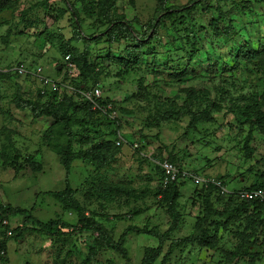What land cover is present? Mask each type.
Here are the masks:
<instances>
[{
  "label": "rangeland",
  "instance_id": "rangeland-1",
  "mask_svg": "<svg viewBox=\"0 0 264 264\" xmlns=\"http://www.w3.org/2000/svg\"><path fill=\"white\" fill-rule=\"evenodd\" d=\"M73 4L85 16L79 39L67 11ZM0 7V222L13 231L7 238L0 228V249L22 262L45 254L48 264H147L159 247L152 264H264L263 214L226 216L238 205L194 180L178 183L174 201L159 167L170 160L222 179L229 192L264 187V0H0ZM86 51V65L80 59L73 74L65 71L66 56L76 61ZM39 73L65 85L54 100L39 94ZM96 83L113 104L107 120L76 111L74 91ZM27 101L59 114L71 109L72 152L82 158L70 171L55 151L68 143L56 134L65 126L35 117ZM93 147L105 158L84 159ZM69 187L101 231H82L50 195ZM170 209L180 215L176 226ZM57 219L71 228L43 236L39 222ZM128 229L120 251L111 248L108 239L119 244ZM191 237L203 245H188Z\"/></svg>",
  "mask_w": 264,
  "mask_h": 264
},
{
  "label": "trees",
  "instance_id": "trees-1",
  "mask_svg": "<svg viewBox=\"0 0 264 264\" xmlns=\"http://www.w3.org/2000/svg\"><path fill=\"white\" fill-rule=\"evenodd\" d=\"M108 0H102V2H107ZM198 3L201 2L202 3V0H197ZM207 1V0H205ZM219 2H223V1H228V0H217ZM206 5L211 6V4L209 2H206L205 3ZM68 8V12H70L69 14H71V16L73 17L72 18V25H74V28H75V32H76V39H79L81 33H80V30H79V27L82 28V25L84 22H85V16L81 15L82 12L79 11L77 8H76V4H73L71 6H67ZM210 11H211V7H209ZM214 9V8H213ZM5 10V8H2L0 7V14H3V11ZM65 12V11H64ZM220 12V11H219ZM243 10H240V13H242ZM174 16V15H173ZM173 16H171L170 20L171 21H175L176 22V18L172 19ZM223 18H224V15H222ZM112 17L111 16H106L104 15V21H109L110 18ZM112 19V18H111ZM186 22V21H184ZM216 19L215 18H212L211 20V23L214 24V28L215 30H217L218 32H220V30L218 29V27L215 25L216 24ZM110 23V21L108 22ZM183 22L180 21V24H182ZM155 28V27H154ZM194 26L193 24L190 25V34L194 31ZM151 52V51H150ZM87 54V51L85 52ZM246 52H244V50L241 51V54H245ZM89 54V53H88ZM88 54L87 56H77L76 57V61L73 59H71V61H73L75 67H77V63L80 61V59H84L85 58V61H84V64L86 65L88 62H87V57H88ZM71 56V55H70ZM131 56H137V54H132L131 53ZM260 55H258L259 57ZM77 69V68H76ZM25 69L23 67H19V69L17 70V74L20 76L22 75V72L20 71H24ZM43 73H39L38 74V77H36L37 81L39 82V87H41V89H43V91L39 92V94L43 95V96H46L48 95V91L52 94V100H54L56 98V96L58 95L56 92L52 91L51 88H49V90H47L48 88L46 86H43V81H42V77H43ZM178 75L176 74V77ZM100 85V83H96L95 85H93L91 88L93 87H96ZM101 86V85H100ZM91 88H88V89H91ZM102 88V86H101ZM51 90V91H50ZM41 97V96H40ZM54 98V99H53ZM71 102V105L73 106V104H76L74 103L75 100H69ZM103 101L105 102H110V100H106L104 99ZM60 102V100L58 101ZM80 102V101H79ZM27 106H28V109L34 113L37 117H47V118H52L54 119V121L58 124V123H62L65 127H61L59 126V129L57 131H59V133H56V134H62L64 133L67 137H68V143L66 145H57L56 148H55V151L58 153V155L61 157V163H62V166L67 170V171H70L71 168H72V163L77 160L78 158H82L78 155H76L75 152H72L73 151V143L77 137L76 133L72 132V125H70V119H69V113H71V109H67L65 111V113L63 112L62 114H59L57 113L55 110H53L51 108L52 105H49V106H39L38 104L34 103L33 101H27L26 102ZM50 104V103H49ZM61 104V103H59ZM79 105V104H76V106ZM80 107L81 109H76V111H79L81 110L83 114V118L85 119L86 117L88 116H92L94 117L95 114H89L88 110L90 111L89 109V106H87V104L84 102H80ZM78 108V107H76ZM92 113V112H91ZM99 114V113H98ZM104 119H109L108 117H106L105 115H101ZM110 143L108 141H105V142H102L101 145L106 148V149H109L110 146H108ZM91 158L93 160H100V157H104L101 153V151L98 150V148L96 147H93L91 152L89 153H85L83 158ZM105 158V157H104ZM164 161V160H163ZM169 162H171L172 164H174L177 168V164L170 161V160H167ZM162 162V161H161ZM161 169V168H160ZM179 169V168H178ZM181 170V169H179ZM182 171V170H181ZM161 178L163 177V172H162V169H161ZM196 177H199V179L201 180H206L204 178H202L200 175H197L195 173H193ZM162 180V179H161ZM190 181V180H194L193 178H188L186 180H183V181ZM222 181V179H220ZM195 181V180H194ZM209 181H212V180H209ZM196 183H199L197 181H195ZM225 186L226 184L224 183V181L222 182ZM201 184V183H200ZM161 185V184H160ZM201 185H206V184H201ZM177 186H178V183H172L170 186H168L167 188L163 189V191H169L171 190L172 193H173V197H172V200H177L178 197H179V191L177 189ZM210 187L211 189H213V191L217 192V194L222 197V196H228L227 198H229L231 201H233L237 206L238 209H236L235 211H228L229 213L226 214L227 215H231L233 216V212L234 214H243L244 212H247L249 211V208H252V210L256 213H260V214H263L264 215V205L260 204L259 202H241L239 201L235 195H223L221 193V188L220 187H217L215 186L213 183L209 182V184L207 185V188ZM227 187V186H226ZM264 189L263 186H258V185H252L251 187H248V188H241V189H238V190H235L233 191V193L235 194L237 191L239 190H242V189ZM51 196H53L55 198V201H57L60 205H61V208L63 209L64 212H71L72 214L74 213L76 215V217L78 218V221L80 222V229L82 231H90V230H93V229H98V230H102L101 226L99 225V223H97L95 220L93 219H90L87 217L84 209L82 208V206L80 205L79 203V200L75 198L74 196V190L69 187L65 192L63 193H56V192H51L50 194ZM222 195V196H221ZM224 198V197H222ZM173 202V201H172ZM170 215L172 216V218L174 219V223H175V226H176V223L179 222L180 220V215L179 213H177L174 209H170ZM4 217V216H3ZM5 218V217H4ZM210 217H205L203 220H204V223L207 221V219H209ZM61 219V218H60ZM60 219H57V220H54V221H51L50 223H44V222H39L40 225H39V230L40 233L43 235V236H49V237H53V235L55 234H60L62 235L63 234V231L62 229H67V228H71V226L69 224H65L64 221H61ZM3 220V219H2ZM199 222V221H198ZM2 221L0 222V228L4 229L3 225H1ZM133 232V229H128L125 231L124 235L121 237L120 239V242L119 244H116L113 240L111 239H108V244L111 248H113L114 250L116 251H120V246H122L125 242V238L131 234ZM12 236H13V231H12ZM11 236V237H12ZM8 238V237H7ZM203 239H198L197 237H191L188 241V245H191L192 243H197L199 244L200 246L203 245ZM211 242L210 241H206L205 242V246H208L210 247L211 246ZM4 248L0 249L2 250L0 252V263L2 264H8L9 262V258H8V252H7V246H3ZM212 247V246H211ZM4 252L5 255H2L1 253ZM162 252V248L159 247L156 251H154L152 257H148V259L145 260V262L147 264H152L153 261H155L156 259L159 258L160 254Z\"/></svg>",
  "mask_w": 264,
  "mask_h": 264
},
{
  "label": "built area",
  "instance_id": "built-area-1",
  "mask_svg": "<svg viewBox=\"0 0 264 264\" xmlns=\"http://www.w3.org/2000/svg\"><path fill=\"white\" fill-rule=\"evenodd\" d=\"M66 65L68 67V70L71 72L73 69V64L71 62L70 56L67 57ZM42 81L43 86L51 88L52 91L59 93V95L61 94L63 87H65V85L61 81H54L48 78H43ZM73 95H75V97H77L80 102H85L87 106H89L90 112L102 113L103 115L112 118L111 113L113 114V104L111 102L103 101V91L99 85L91 89H80L78 91H74ZM159 167L162 169L163 172V177L161 178L162 180L160 183L163 189L167 188L172 183H179L188 178H193L195 181L201 184L208 185L209 182H211L215 186L221 188V193L223 195H235V197L241 202H259L260 204L264 205V189H242L234 194L233 191L229 192L227 190L228 188L222 183L223 181L201 180L199 179V177H196L193 173L179 170L174 164L167 160L160 162ZM4 225H7V222H4ZM11 235L12 232L9 231L8 236ZM1 254L5 255L4 252H2Z\"/></svg>",
  "mask_w": 264,
  "mask_h": 264
},
{
  "label": "crops",
  "instance_id": "crops-1",
  "mask_svg": "<svg viewBox=\"0 0 264 264\" xmlns=\"http://www.w3.org/2000/svg\"><path fill=\"white\" fill-rule=\"evenodd\" d=\"M15 253L16 255H13ZM23 253L25 254V256L27 255L26 252H23ZM38 256H40V259L36 260L34 259L35 255H28V258L27 256L26 258L29 260V262L26 260L22 262L21 261L22 259L19 257V254L12 249L11 251L9 250V255H8L9 261L8 262L9 264H48L51 262L49 258H46L45 254H41ZM41 257H44V258H41Z\"/></svg>",
  "mask_w": 264,
  "mask_h": 264
},
{
  "label": "clouds",
  "instance_id": "clouds-1",
  "mask_svg": "<svg viewBox=\"0 0 264 264\" xmlns=\"http://www.w3.org/2000/svg\"><path fill=\"white\" fill-rule=\"evenodd\" d=\"M68 56H70V55H68ZM68 56H66V63H67V57ZM71 57V56H70ZM72 62V64H73V69H72V71L70 72L69 70H68V67H67V65H66V63H65V71H68L69 73H74L75 72V70H76V68H75V65H74V63H73V61H71ZM59 70H60V67H59ZM43 78H48V79H51V78H49L48 76H46V75H43ZM51 80H53V79H51ZM55 81V80H54ZM57 81V80H56ZM60 81V80H59ZM100 86V85H99ZM101 87V86H100ZM82 89H88V88H82ZM102 89V88H101ZM73 96H75V95H73ZM60 98V97H59ZM60 101H61V98L59 99ZM103 100H104V94H103ZM4 222H7V225H4ZM1 225H3V227H4V229L5 230H8V231H10V226H9V223H8V221H6V220H4V221H2V223H1ZM12 232V231H11ZM7 237H9L8 235H7Z\"/></svg>",
  "mask_w": 264,
  "mask_h": 264
}]
</instances>
